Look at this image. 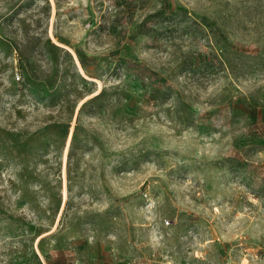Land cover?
<instances>
[{"label":"rangeland","instance_id":"1","mask_svg":"<svg viewBox=\"0 0 264 264\" xmlns=\"http://www.w3.org/2000/svg\"><path fill=\"white\" fill-rule=\"evenodd\" d=\"M0 264H264V0H0Z\"/></svg>","mask_w":264,"mask_h":264}]
</instances>
